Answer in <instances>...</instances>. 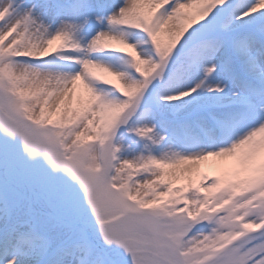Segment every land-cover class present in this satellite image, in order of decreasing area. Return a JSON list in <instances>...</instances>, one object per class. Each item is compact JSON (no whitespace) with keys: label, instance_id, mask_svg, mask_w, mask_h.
Masks as SVG:
<instances>
[{"label":"snow or ice","instance_id":"1","mask_svg":"<svg viewBox=\"0 0 264 264\" xmlns=\"http://www.w3.org/2000/svg\"><path fill=\"white\" fill-rule=\"evenodd\" d=\"M0 264H264V0H0Z\"/></svg>","mask_w":264,"mask_h":264}]
</instances>
